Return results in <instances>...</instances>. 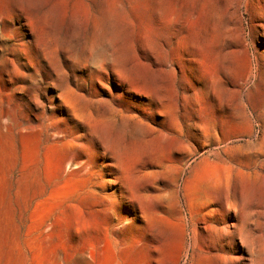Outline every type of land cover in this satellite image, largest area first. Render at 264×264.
<instances>
[{
	"label": "bare ground",
	"instance_id": "bare-ground-1",
	"mask_svg": "<svg viewBox=\"0 0 264 264\" xmlns=\"http://www.w3.org/2000/svg\"><path fill=\"white\" fill-rule=\"evenodd\" d=\"M60 33L61 53L80 34L89 41L91 83L46 106L25 79L63 71ZM16 74L58 123L19 125L23 203L49 192L51 214L77 207L108 229L118 220L139 227L149 264L164 249L175 264H264V0H0V81L13 86ZM127 95L134 101L121 102ZM143 98L162 123L133 106ZM154 150L169 156L170 186L132 196L127 174ZM11 158L0 139V175ZM16 234L0 210V264H25Z\"/></svg>",
	"mask_w": 264,
	"mask_h": 264
},
{
	"label": "rangeland",
	"instance_id": "rangeland-1",
	"mask_svg": "<svg viewBox=\"0 0 264 264\" xmlns=\"http://www.w3.org/2000/svg\"><path fill=\"white\" fill-rule=\"evenodd\" d=\"M253 11L254 9L251 10ZM243 19L246 32H248L250 15L244 14ZM60 35L54 48L56 52L58 49L59 59L63 60V71H59L58 75L54 76L46 75L38 70L34 74L31 72L25 79V82H28H26L27 85L36 82L40 100L46 106L48 96L67 94L69 89L79 90L84 79L89 84L91 83L89 74L83 70L89 55V41L84 34H80L76 40L70 41L71 47L68 53H61L58 47H62L68 39L61 33ZM41 49L40 55L44 52V48L41 47ZM51 51L52 47L49 46L46 52ZM14 78L16 80L13 86L8 82L0 81L1 89L6 88L4 91L6 93L0 95V103H3L0 105V139L10 142L12 150V158L5 163L8 174L7 176L0 175V210L11 214L12 225L17 230L16 235L25 264H72L76 257L85 259L91 264H149L142 245L143 233L139 227H126L124 220H118L114 221L110 225L112 228L108 229L105 226L106 221L88 215L77 207L69 206L51 214L52 204L47 200L49 192L42 197L31 198L32 200L26 203L22 202L23 193L17 180L21 178L19 177L21 176L20 168L25 157L24 143L18 131L19 125L29 124L31 126L38 118V122L34 123H39V128L45 130L58 123L50 117L47 107L36 109L30 103L28 96L21 89L22 81L17 74ZM109 86L112 89L117 88L112 82ZM168 94L164 91L162 95V102L165 106L171 99ZM133 99L134 96L127 95L121 102L131 103ZM143 101L144 104L132 103L133 106L146 112V121L162 123L163 116L152 111L154 108L147 98H143ZM54 102H58L57 97L54 98ZM7 103L11 109L7 111V116L3 117ZM79 130L82 132L83 128ZM33 132L36 131L33 130ZM156 152L154 150L153 153L145 152L144 154V151L140 153L137 160L141 163V169L131 170L127 174V189L132 196L141 197L147 194L150 195L149 198H154L159 194L160 188L170 186L171 172L167 168L170 163L169 156ZM139 201L141 204L142 198ZM152 204L154 211L160 209L157 200H153ZM126 210L122 213L129 217L125 214ZM153 257L160 259L159 264H175L176 261L175 255L165 249L162 250L160 256L153 254Z\"/></svg>",
	"mask_w": 264,
	"mask_h": 264
}]
</instances>
